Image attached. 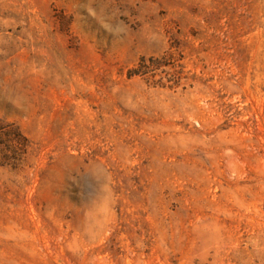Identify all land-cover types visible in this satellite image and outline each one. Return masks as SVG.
<instances>
[{
  "label": "rangeland",
  "instance_id": "rangeland-1",
  "mask_svg": "<svg viewBox=\"0 0 264 264\" xmlns=\"http://www.w3.org/2000/svg\"><path fill=\"white\" fill-rule=\"evenodd\" d=\"M0 264H264V0H0Z\"/></svg>",
  "mask_w": 264,
  "mask_h": 264
},
{
  "label": "trees",
  "instance_id": "trees-1",
  "mask_svg": "<svg viewBox=\"0 0 264 264\" xmlns=\"http://www.w3.org/2000/svg\"><path fill=\"white\" fill-rule=\"evenodd\" d=\"M19 137H20V139H21V138L23 139V137H22L21 135H20Z\"/></svg>",
  "mask_w": 264,
  "mask_h": 264
}]
</instances>
